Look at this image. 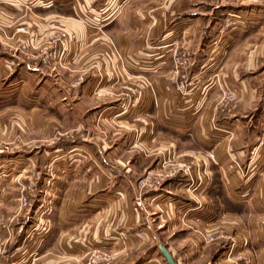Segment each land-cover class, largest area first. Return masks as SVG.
<instances>
[{
    "label": "crops",
    "instance_id": "1",
    "mask_svg": "<svg viewBox=\"0 0 264 264\" xmlns=\"http://www.w3.org/2000/svg\"><path fill=\"white\" fill-rule=\"evenodd\" d=\"M106 1L0 0V23L26 26L0 29V264H86L94 248L110 264H168L161 247L177 264H232L233 245L264 264V0H128L115 14ZM62 32L65 56L49 61L42 46ZM174 49L200 75L188 95ZM163 160L193 171L139 191ZM23 196L33 211L19 210ZM48 198L54 228L34 245Z\"/></svg>",
    "mask_w": 264,
    "mask_h": 264
},
{
    "label": "built area",
    "instance_id": "2",
    "mask_svg": "<svg viewBox=\"0 0 264 264\" xmlns=\"http://www.w3.org/2000/svg\"><path fill=\"white\" fill-rule=\"evenodd\" d=\"M31 1L34 3L39 2V0ZM237 21L238 15L230 14L225 20V28L229 29L235 26L237 24ZM68 38V34L62 32L56 40L57 46L52 49L50 55H48L50 49L48 47H45L43 52L46 54V59H48L49 61L62 60L65 56V47L67 45ZM172 55L176 60L178 69L177 72L180 76V80L176 84L175 88L179 93L188 95L192 93V91L196 88V85L199 83L200 75L193 76L192 78L190 77L189 73L186 70L191 64L186 55L181 54L178 50L175 49L172 51ZM139 94L140 90L137 87L132 88L129 91V93L127 94V101L122 105L124 112L128 111L135 105L136 98L139 96ZM236 99L237 98L234 96L231 90L225 91L224 101L226 104L234 102L236 101ZM262 127V133L257 137L258 147H264V114L262 115ZM211 155V158L214 159V155ZM169 163L170 162L168 160H163L161 163L162 170L159 173L153 171L148 172L142 179L137 180L135 184L136 188L141 192L153 191L161 187L166 179L171 178L178 173L191 175L193 171V167L189 164L181 163L177 165V167L175 166L173 168H168ZM46 170L51 176V166H48ZM49 180L50 181H48L46 185L47 188L51 190L54 187V180L52 177ZM19 206L21 211L31 212L32 198L30 196L21 197L19 200ZM54 212L55 204L52 199H44L39 203L35 211L34 223L30 227L26 235L28 240H30L32 244L36 245L50 236L54 228L51 221V216L54 214ZM209 240L213 242L215 241V237L211 236ZM240 249L241 247L239 248V246L233 245L225 252V260L228 263L232 264H242V261H245V264H251L239 253ZM4 253L5 250L0 247V257H2ZM85 258L86 264H110L113 259V255L106 248H94L86 252Z\"/></svg>",
    "mask_w": 264,
    "mask_h": 264
},
{
    "label": "rangeland",
    "instance_id": "3",
    "mask_svg": "<svg viewBox=\"0 0 264 264\" xmlns=\"http://www.w3.org/2000/svg\"><path fill=\"white\" fill-rule=\"evenodd\" d=\"M127 1L128 0H116V4H115V6H114V14L115 13H120L124 8H125V4L127 3ZM104 3H108V1H106V0H104ZM136 5H137V2H136V0H135V5L133 4L132 5V2L130 3V5H128L127 6V8L128 9H135V8H137L136 7ZM108 6V5H107ZM126 8V9H127ZM231 14H236V13H231ZM228 15V14H227ZM226 15V16H227ZM229 16V15H228ZM228 18V17H227ZM3 22H1L0 23V29L1 30H3V31H9V30H12V29H16L17 27L16 26H14L18 21H14V23H9V22H6V21H4V20H2ZM16 22V23H15ZM20 22H24V17L22 18V21H20ZM17 31H21V32H25L26 31V26H19L18 28H17ZM57 38L58 37H55L53 40H52V42H47L44 46H42L43 48V50H44V48L45 47H48L49 49H50V51H49V53H48V55H50V52L52 51V49L53 48H55V46H57V45H55L57 42H56V40H57ZM11 38L10 37H3L2 38V45L4 46V44L5 43H7L8 45H6L5 47L6 48H9V47H18V49H22L23 51H26L25 49V44L23 43V42H19V43H17L16 42V44L14 43V44H12L11 43V45L12 46H10V44L8 43L9 42V40H10ZM216 42H214V44H215ZM41 48V47H40ZM25 56L24 55H22V58H24ZM53 61H55V60H53ZM133 88H136V87H133ZM122 111L124 112V110H123V108H122ZM127 112V111H126ZM148 173V171L145 173V174H143V176H141L140 178H138L137 180H139V179H142L146 174ZM35 205H36V202H33L32 203V208H35ZM19 210H20V206H19ZM32 211H33V209H31ZM21 211V210H20ZM21 212H23V213H29L30 211H28V212H25V211H21ZM55 213V212H54ZM33 215H35L34 213H33ZM54 215V214H53ZM36 223V222H35Z\"/></svg>",
    "mask_w": 264,
    "mask_h": 264
},
{
    "label": "water",
    "instance_id": "4",
    "mask_svg": "<svg viewBox=\"0 0 264 264\" xmlns=\"http://www.w3.org/2000/svg\"><path fill=\"white\" fill-rule=\"evenodd\" d=\"M160 249H161V252L163 253V255H164V257H165V259H166L168 264H177L175 262V260L173 259L172 255L167 250V248L161 247Z\"/></svg>",
    "mask_w": 264,
    "mask_h": 264
}]
</instances>
